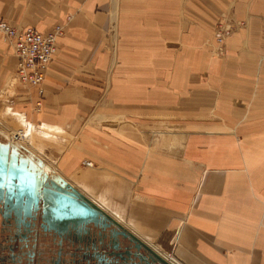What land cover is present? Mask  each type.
Here are the masks:
<instances>
[{"label":"crops","instance_id":"1","mask_svg":"<svg viewBox=\"0 0 264 264\" xmlns=\"http://www.w3.org/2000/svg\"><path fill=\"white\" fill-rule=\"evenodd\" d=\"M0 22L65 30L41 97L0 34L35 157L174 264H264V0H0Z\"/></svg>","mask_w":264,"mask_h":264},{"label":"flooded vegetation","instance_id":"2","mask_svg":"<svg viewBox=\"0 0 264 264\" xmlns=\"http://www.w3.org/2000/svg\"><path fill=\"white\" fill-rule=\"evenodd\" d=\"M4 141L7 138L0 135V143ZM115 233L112 226L105 228L101 223L84 225L77 232L68 227L61 231L52 228L44 222L40 204L26 205L15 190L6 194L0 187V264H151L143 253L142 257L136 255L132 245L115 237Z\"/></svg>","mask_w":264,"mask_h":264},{"label":"water","instance_id":"3","mask_svg":"<svg viewBox=\"0 0 264 264\" xmlns=\"http://www.w3.org/2000/svg\"><path fill=\"white\" fill-rule=\"evenodd\" d=\"M0 187L24 199L26 205L40 204L44 222L50 227L78 231L82 226L103 224L112 226L119 237L128 241L136 255L151 264H166L155 256L136 236L112 219L105 211L68 184L26 149L13 143H0Z\"/></svg>","mask_w":264,"mask_h":264},{"label":"built area","instance_id":"4","mask_svg":"<svg viewBox=\"0 0 264 264\" xmlns=\"http://www.w3.org/2000/svg\"><path fill=\"white\" fill-rule=\"evenodd\" d=\"M240 26H242L241 22L229 20L225 15L220 17L213 33V56L222 57L224 55L226 40ZM64 33L63 26H56L49 33L41 34L32 28L17 31L7 23L0 22V34L16 58L13 81L35 89L41 97L44 93L42 85L56 51L57 40L62 38ZM39 107L40 102L37 101L36 109ZM83 166L89 168L92 164L84 162Z\"/></svg>","mask_w":264,"mask_h":264},{"label":"rangeland","instance_id":"5","mask_svg":"<svg viewBox=\"0 0 264 264\" xmlns=\"http://www.w3.org/2000/svg\"><path fill=\"white\" fill-rule=\"evenodd\" d=\"M212 43H213V37H212V42L209 43V45H211V53H212ZM24 86H26V85H24ZM4 112L6 114L5 116H3L2 114H0V135H2L3 137L7 138L8 141H10V142H13V140H11V138H13V137L16 136V138H18V141L17 142L15 141V143L18 144V145H20L22 149H26L31 154H34L35 155V152H34V149H33V144H32L31 141H29V140L26 141L25 140L26 130L23 129V127L20 125V122H19V120L20 121L23 120L22 119L23 117L21 115L19 116L15 112H13L12 109L9 108V107H6L4 109ZM6 128H8V129H6ZM20 139H22V141ZM27 144H29V145H27ZM38 157L41 160V157L40 156H38ZM151 245L152 246H155L156 244L151 243ZM156 247L158 248V250H163V249L160 248V245L159 246L156 245ZM163 251H164L163 252L164 254L167 253L169 256L171 255V253L169 251H166L165 249ZM167 254H165V255H167Z\"/></svg>","mask_w":264,"mask_h":264},{"label":"bare ground","instance_id":"6","mask_svg":"<svg viewBox=\"0 0 264 264\" xmlns=\"http://www.w3.org/2000/svg\"><path fill=\"white\" fill-rule=\"evenodd\" d=\"M6 129H8V128H6ZM29 134H30V131H27L26 130V133H25V135H26V137H25V140L26 141H28V139H29ZM11 140H13V142H10V141H8V139H7V141H4V143L5 142H10V143H13L15 146H17V147H21L20 145H18V144H16L15 143V141L17 142L18 141V138H16V136L15 137H13V138H11ZM21 141H22V139H20ZM40 140V139H39ZM43 140H45V138H43ZM27 145H29V144H27ZM31 145V144H30ZM31 147V146H30ZM41 161H43V160H41ZM90 163V162H89ZM47 169H50V170H53L52 169V167L50 166V165H47V164H45V170H47ZM63 178V177H62ZM64 179V178H63ZM65 180V179H64ZM66 181V180H65ZM67 182V181H66ZM68 183V182H67ZM69 184V183H68ZM72 186V185H71ZM73 187V186H72ZM74 188V187H73ZM76 189V188H75ZM77 190V189H76ZM80 192V191H79ZM81 193V192H80ZM82 194V193H81ZM86 197V196H85ZM96 205V204H95ZM96 206H98V205H96ZM99 207V206H98ZM100 208V207H99ZM100 209H102V208H100ZM103 210V209H102ZM104 211V210H103ZM106 212V211H105ZM107 213V212H106ZM108 214V213H107ZM109 215V214H108ZM110 216V215H109ZM113 218V217H112ZM117 220V219H116ZM117 221H119V220H117ZM120 222V221H119ZM135 236V235H134ZM151 238V237H150ZM140 240V239H139ZM145 244V243H144ZM155 256H157L159 259H161L162 261H164L166 264L168 263L167 261H166V259L165 258H167V260L169 259V261H170V263L171 264H174V263H172V261H171V259L170 258H168V254L167 253H165V254H167V255H163L162 253H160L159 251H157V252H159L162 256H163V259H162V257H161V255L158 253H156V251H152L150 248H148ZM169 253V252H168ZM169 264V263H168Z\"/></svg>","mask_w":264,"mask_h":264}]
</instances>
